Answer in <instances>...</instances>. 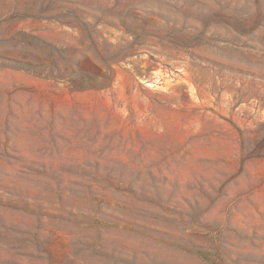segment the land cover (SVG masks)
<instances>
[{
	"label": "rangeland",
	"instance_id": "obj_1",
	"mask_svg": "<svg viewBox=\"0 0 264 264\" xmlns=\"http://www.w3.org/2000/svg\"><path fill=\"white\" fill-rule=\"evenodd\" d=\"M0 264H264V0H0Z\"/></svg>",
	"mask_w": 264,
	"mask_h": 264
}]
</instances>
